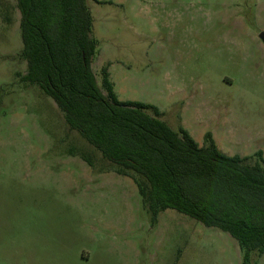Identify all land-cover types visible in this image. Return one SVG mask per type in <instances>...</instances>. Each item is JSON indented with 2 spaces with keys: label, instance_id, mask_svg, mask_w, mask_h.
<instances>
[{
  "label": "rangeland",
  "instance_id": "obj_1",
  "mask_svg": "<svg viewBox=\"0 0 264 264\" xmlns=\"http://www.w3.org/2000/svg\"><path fill=\"white\" fill-rule=\"evenodd\" d=\"M97 1L100 87L107 66L119 100L156 106L200 146L209 132L248 164L264 155V0ZM19 20L16 1L0 0V264H242L217 228L172 209L153 224L133 180L20 80Z\"/></svg>",
  "mask_w": 264,
  "mask_h": 264
},
{
  "label": "trees",
  "instance_id": "obj_2",
  "mask_svg": "<svg viewBox=\"0 0 264 264\" xmlns=\"http://www.w3.org/2000/svg\"><path fill=\"white\" fill-rule=\"evenodd\" d=\"M20 14V80L36 86L102 158L130 177L156 223L172 209L233 238L242 264L264 254V155L220 151L207 132L199 145L184 128L173 130L151 104L121 101L101 69L91 68L96 41L87 0H15ZM96 2H99L95 0ZM89 165L91 162L80 155Z\"/></svg>",
  "mask_w": 264,
  "mask_h": 264
},
{
  "label": "water",
  "instance_id": "obj_3",
  "mask_svg": "<svg viewBox=\"0 0 264 264\" xmlns=\"http://www.w3.org/2000/svg\"><path fill=\"white\" fill-rule=\"evenodd\" d=\"M260 37H261V38H264V34H260Z\"/></svg>",
  "mask_w": 264,
  "mask_h": 264
},
{
  "label": "flooded vegetation",
  "instance_id": "obj_4",
  "mask_svg": "<svg viewBox=\"0 0 264 264\" xmlns=\"http://www.w3.org/2000/svg\"><path fill=\"white\" fill-rule=\"evenodd\" d=\"M260 40H261L262 42H264V38H261V37H260Z\"/></svg>",
  "mask_w": 264,
  "mask_h": 264
}]
</instances>
